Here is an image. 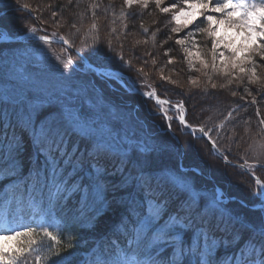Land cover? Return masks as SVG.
<instances>
[{
  "label": "snow or ice",
  "instance_id": "snow-or-ice-1",
  "mask_svg": "<svg viewBox=\"0 0 264 264\" xmlns=\"http://www.w3.org/2000/svg\"><path fill=\"white\" fill-rule=\"evenodd\" d=\"M139 2L147 6V0ZM155 2L159 7L161 0ZM181 2L183 6L177 9ZM125 3L132 6L134 0ZM16 7L31 15L27 4L16 0ZM12 10V0H0V20ZM161 11L172 12V19L178 25L183 21V27L199 13L207 28L193 31L205 32L209 38L216 34L214 25L227 23L264 41V0H172ZM26 32L36 38V28ZM12 39L0 25V40ZM38 39L50 43L46 34ZM182 43L176 40V44ZM64 44L69 41L64 40ZM219 46V42L212 40L213 71ZM225 47L231 50L233 68L238 67L241 72L245 69L242 62H237L238 55L248 53L246 59L253 65L249 82L255 83L256 61L252 57L264 60V43L252 49L245 45ZM99 52L94 47L81 56V61L89 56L104 59ZM219 56L224 66L223 51ZM63 68L68 71H61L53 83L31 76L30 64L19 60L9 63L5 58L0 65V172L10 171L19 193L7 197L8 209L0 213V264H32L30 257L41 264L44 248L50 253L47 264H64L69 259L62 256L60 246L74 233L65 234L59 226L41 225L47 243L43 238L39 244L33 239L32 224L24 223L31 214V202H36L41 212L49 216L56 209H69L77 215H88L89 222L99 220L110 210L118 214L110 231L118 239L123 237L124 242L110 244L108 248L101 245L81 264H264V218L259 226L242 224L224 207L222 194L209 201L188 183L181 166L172 169L159 165L158 158L170 151L166 143L127 144L110 133L104 135L101 126L108 113L101 90L94 80L79 76L73 61L69 60ZM87 68L105 82H119L101 66L88 63ZM145 95L151 98L153 94ZM177 107L180 124L190 127L185 124L182 105ZM164 119L171 127V118L164 114ZM196 132L195 128L191 130L194 136ZM198 132L196 138L207 136L215 148L216 141L203 127ZM258 166L264 167V162H258ZM17 176L19 180L15 179ZM257 195L264 200V187ZM256 207L264 213V204ZM8 241L17 242L16 246L6 247ZM69 247H77L74 240ZM221 250L225 255H220Z\"/></svg>",
  "mask_w": 264,
  "mask_h": 264
},
{
  "label": "rangeland",
  "instance_id": "rangeland-1",
  "mask_svg": "<svg viewBox=\"0 0 264 264\" xmlns=\"http://www.w3.org/2000/svg\"><path fill=\"white\" fill-rule=\"evenodd\" d=\"M12 1L16 3V0ZM22 1H27L26 4L33 10L30 11L31 15L26 21H24L23 14L17 12V8L14 6L13 10L0 20V25L7 29L12 37L23 36L27 34L26 29L36 28V34H46L50 39L63 37V40L69 41L70 46H72V41L73 43L75 41V43L81 44L83 47L87 46L90 51L92 48L97 47L100 50L99 56L104 57L103 60L112 61L113 64H116V57L119 51H126L133 63L131 70L126 72L120 69L119 66L115 69L105 68L113 69L126 75L136 89L142 93L153 92V96H157L156 91L158 89L156 87L159 89H176L180 94H169V96L178 98L177 102L171 103L176 107L182 105L186 116L185 121L191 127L197 129L196 137L200 135L198 128L203 127L209 133L211 140L216 141V146L225 159L233 162L225 155L226 152H233L235 159L241 164L245 165V161H247L245 166L256 177L260 178L264 184L262 180L264 178V167L258 166V162H264V155H261L264 152V148L261 147L264 146V123H261L264 120V110L262 108L264 106V60L259 56L253 55L252 59L256 61L257 76L255 78L256 82L250 83V69L253 65L251 61L246 59L248 53L241 52L238 55L237 62H242L245 69L244 72H241L238 67L233 68L230 59L231 50L225 47V44H230L232 48H239L241 45H245L248 49H252L256 44L264 43V41L259 40L255 36H249L247 30L242 27L230 26L227 23L214 25L217 28L216 34L209 38L205 32L193 31L194 29L207 28L206 22L201 23L204 16L199 13L189 18L192 22L187 27L182 26L183 21L181 25H178L172 19V12L165 13L161 11L163 7L169 6L172 0H161L159 7H157L155 0H147L146 7L139 0H134L132 6L127 5L125 0H61L67 5L76 6L74 8L76 14L74 12L70 16L68 15V9L66 10L62 7V14L52 13L51 19L53 22L43 19L47 17L45 14L46 10H49L48 6H46L48 4L47 0ZM40 3L44 5V8H41ZM182 6V2L178 3L177 9ZM177 9H173V11ZM213 15L219 16V14L214 13ZM143 16L151 20L157 18L152 27V33L154 32L155 34L153 35L155 37L153 40L161 41L163 48L175 47V51L183 58L185 76L182 79L185 78L184 80L179 79L178 73H171L163 69L165 73L161 82H165V84L158 82L156 87H152L149 80H147L148 85L132 81V77L135 74L150 73L148 67L151 64L147 61L148 56L140 57L131 51L136 45L143 43L141 42L143 40H139L140 37L134 34L131 18ZM67 20L73 24L70 25ZM26 23H29V25H26ZM173 28H178L179 31L173 32ZM54 33L55 35H53ZM152 33H150V38ZM157 33H162L164 36L158 38L159 35ZM122 34L125 35L124 38ZM177 39L182 40L183 43L176 44ZM97 40L99 41L98 45L96 43ZM212 40H216L220 44L216 49L214 71L212 69ZM109 44L111 47H109ZM145 44L147 43L144 40L143 45L146 46ZM55 46L56 44H44L42 41L35 42L29 39L27 42L19 43L1 42L0 65H3L5 58L9 63H15V61L19 60L26 65L30 64L31 76L42 81L54 83L58 80L61 71H68L63 68V65L68 63L69 60L73 61L79 70V76L86 80H94L98 90H101V95L104 98L103 104L108 113L103 117L101 126V131L104 135L107 136L110 133L117 140H122L127 144L145 141L149 143H166L170 151L158 158L157 163L159 165L172 169L181 166L188 183L201 196L210 201L214 196L222 194L224 202L230 201L232 204L230 207L227 206L225 208L239 220L243 218L242 214L246 213L249 224L260 225L262 218H264V213L259 211L256 206L264 204L257 195L262 186L252 177L253 180L246 176L250 180L244 178L242 185L239 186L242 189V193H239L240 196L236 197L235 194H238V192L234 193L233 188H228L227 184L222 182V180H228L225 178L231 176V181H240L241 179H238L237 175L240 169H236L235 172L229 174V170L225 168L226 166L224 167L227 163L222 165L219 161L221 159L213 155L211 149L210 152L207 150L205 142L202 141L200 146L197 144L200 147L198 148L195 145H190L186 138L178 134L177 127L173 123L174 117L178 119L180 116L178 107L159 105L160 113H164L171 118V127H169V121H166L168 123L163 127V124L153 115L144 114L147 106L151 108V103L142 102L141 98L138 99V97L128 98L116 92L112 93L110 88L103 82V78L95 77L68 47L57 45L59 47L57 48ZM72 47L78 48L76 44ZM130 48L131 50H129ZM221 51L224 53V66L221 65L219 56ZM190 52L192 53L191 55L189 54ZM95 57L99 58L98 56ZM175 63L176 61H169V64ZM204 64L208 66L204 67ZM114 76L118 79V76ZM156 77L159 76L156 75ZM128 86L130 87V85ZM114 98H117L120 103L115 102ZM187 102L191 103L188 104L191 110H189ZM223 102L235 103L229 106L227 111H224L221 107ZM229 113H231V116H229ZM195 118L203 126H192L190 120ZM185 129L188 128L183 126V132H185ZM241 135L242 137H239ZM212 156L219 160H215ZM174 158L177 160L176 163ZM190 160L193 161L192 164H190ZM221 161L224 162L223 160ZM219 164L222 167H218L220 166ZM206 167L207 169L211 168L212 171L208 173L210 170L208 171ZM235 175L236 178L234 177ZM233 203L236 205H233ZM40 222H42L41 219Z\"/></svg>",
  "mask_w": 264,
  "mask_h": 264
},
{
  "label": "trees",
  "instance_id": "trees-1",
  "mask_svg": "<svg viewBox=\"0 0 264 264\" xmlns=\"http://www.w3.org/2000/svg\"><path fill=\"white\" fill-rule=\"evenodd\" d=\"M46 2H48V4H46V6H48L49 10H46L45 14L47 17H44L43 19H46L49 22L50 21L53 22V20L51 19L52 13H59V14L63 13L62 7L65 8L66 10L68 9V12H69L68 15L72 16V14H74V12L76 14V11L74 10V8L76 6L74 7V6L67 5L66 3L61 2V0H47ZM12 3H13V6L16 7V3L14 1H12ZM19 3L22 5V4H26L27 1L23 2L22 0H19ZM40 5H41V8H44V5H42L41 3H40ZM29 10L33 11L31 9V7H29ZM16 11L23 14L24 21H26V19L30 17L29 11L19 10V9H17ZM121 13H123V12H121ZM38 18H40V17L38 16ZM121 19H122V17H121ZM155 19L157 20V18H155ZM155 19L151 20L150 18L145 17V16L140 17V18H137V17L131 18V20H132L131 25L134 26V34L140 37L139 40H143L141 42L144 43V40H145V43H147V44H145L146 46H144L143 43H140V44L136 45V47L133 50H131V48L129 49L132 51V53L135 52L136 55H138L140 57L141 56L142 57L148 56L147 61H149V64H151L148 67V69L150 70L149 74L147 72L145 74H140V75L135 74V76L132 77V81L147 84L148 83L147 80H149L150 85L152 87H156V85H158L157 83L161 82L164 79L162 77V76H164V73H165L163 71V69H166V71H169L171 73H173V72L178 73L179 79H182L183 76H185V68H184V64L182 62L183 58L175 51V47L172 46L169 48L168 47L163 48V46H161L162 45L161 41L153 40L155 38V37H153V35H155V34H154V32L152 33V31H153L152 27L154 26V22H156ZM41 21H42V19H41ZM70 21H73V20H70ZM67 23H69L68 20H67ZM69 24L71 25L73 23H69ZM26 25H29V23H26ZM142 32H143V34H142ZM150 33H152L151 38H150ZM162 33H160V34L157 33V35H159L158 38H162L164 36V34H162ZM122 35L124 38L125 35L124 34H122ZM31 41H35V40H31ZM153 42H155V43L153 44ZM71 44H72V46H74L76 44L78 46V48L76 47V49H82V51H80V52L84 55H87L90 52V50L87 48V46L83 47L81 44L79 45V44L75 43V41H74V43L72 41ZM9 45H11V44H9ZM55 47L59 48L57 45ZM88 59L94 65L101 66L103 68L108 67V68H114L115 69V68H118V66H119L120 69H123L126 72H128L129 70H131L133 68V63H132L130 57L127 55L126 51H124V50L119 51V53L116 57V64H113L112 61L110 62L108 60L96 58L95 56H89ZM169 61H172V62L176 61V63L175 64H169ZM156 75H158L160 78L156 77ZM157 79L160 81H158ZM184 79H182V80H184ZM103 82L110 88L112 93L116 92V93H119L122 96H126L128 98L138 97V99L141 98L142 102L151 103V108H150V106H147L144 110V114L153 115V117H155L157 120H159V122H161L163 124L162 125L163 127H165L167 125V123H168V122H166L167 120H165L164 115H162L160 113L161 109L152 100H147L139 94H135V93H131V92L127 91L115 80L105 82V80L103 79ZM161 83L165 84V82H161ZM156 88L158 89L156 91L158 94V97H160L161 99L169 100L171 102H177L176 100L178 98L173 97V96H169V94L170 95H179L180 93H178L176 89H171V88L159 89L158 87H156ZM114 100H115V102L120 103V101L117 98H114ZM189 103L187 102L188 108L190 107L188 105ZM233 103H235V102H232V103L231 102H223L221 104V107L224 111H227L229 106L234 105ZM133 104H135V103H133ZM194 105H195V103H194ZM262 108L264 110V106H262ZM189 110H191V109L189 108ZM153 112H154V114H153ZM173 116H175V115H173ZM190 122H191V125L195 126V127L202 125L201 122L197 118L190 120ZM173 123H175L174 125H176V127H177L178 134H180V135H182V137L186 138V141L190 145H195V147H196L197 144H199L198 146H200V143L203 141L206 144V145L205 144L204 145L207 146V150H209V152H210V148L208 147V144L204 138H195L193 135H191L188 132V129H185V132H183V126L180 124V122L178 121V119L176 117H174ZM239 137H242V135ZM198 148H200V147H198ZM225 155L228 156V158L231 161L236 162V163H240V162H238V160L235 159L233 152L232 153L226 152ZM176 156H177V154H176ZM212 157L215 158V160H219L215 156H212ZM174 159H175V163H176L177 160H176V158H174ZM219 161H220V163H222V165L226 164V163L222 162L221 160H219ZM192 162L193 161L190 160V164H192ZM219 165L220 166H218V167H222L221 164H219ZM224 167L229 170V174L231 172H235L236 169H238V170L240 169L239 172L237 173L238 179H241L240 181L239 180L237 182L231 181V176H229V177L227 176V178H225L228 180H222V182L227 184L228 188L229 187L233 188L234 193L238 192V194H235L236 197L240 196L239 193L240 194L242 193V189H240L239 186L242 185V182H243L244 178H246V176L250 177V178H251V176L237 166H230V165L226 164V165H224ZM206 169H207V167H206ZM207 170L208 171L210 170L208 173H210L212 171L211 168H208ZM25 171H26V169H25ZM233 175H234V173H233ZM259 176L261 177V175H259ZM234 177L236 178V175ZM13 179L14 178L12 177V175L8 169H5L4 171L0 172V213H4L8 209L7 197L10 196L12 193L17 192L18 185L16 183L12 182ZM15 179L19 180L20 177L17 176V177H15ZM246 179H248V178H246ZM248 180H250V179H248ZM262 180L264 181V178H262ZM227 181H228V183H227ZM220 185H222V183H220ZM222 187H224V186H222ZM226 192H227V190H226ZM227 193L230 195L229 192H227ZM17 195H19L18 192H17ZM36 195L39 198V193H37ZM252 199H254V197H252ZM31 203H32L31 214L27 219L24 220V223H31L32 224V227L34 229L33 239H35L37 241V244L40 243L42 238L45 240V243H47L46 238L43 237V231L40 227L42 224H38L37 222H35V219L38 217H45L46 219L56 218L60 223L59 227L63 228L65 234L74 233V236H69L67 241H62L61 246H60L62 256L69 258L68 260L64 261V264H81V261L85 259V257L83 256V253L88 252L93 248H95L94 250L97 251L101 245H103L105 248H108L110 246V244H122L124 242L123 237H120L118 239L116 236H113L112 232L110 231L113 224L118 220V214L111 211V210L106 215H102L99 218V220L94 221V222H89L88 215H85V214L77 215L74 211L70 212L69 209H64L63 212H61L60 209H56L49 216L46 213L41 212L40 207L36 202H31ZM231 205L232 204L230 203V201L224 202V207H227V206L230 207ZM233 205H236V204L233 203ZM242 212H244V211H242ZM242 216L244 219L242 218L239 221L245 225L249 224L247 222L248 217L246 216V213L242 214ZM93 223L95 224V227H93ZM49 230H50V228H49ZM50 231H52V230H50ZM73 240L76 243L77 247L70 248L69 245L73 242ZM16 243L17 242H15V241H8L5 246L6 247H14V246H16ZM40 254L42 256L41 264H47V260L49 259V254H50L49 250L47 248H44ZM34 255H35V253L33 254V256ZM220 255H222V256L225 255L223 250H221ZM29 259L32 262V264H36L33 257H30Z\"/></svg>",
  "mask_w": 264,
  "mask_h": 264
},
{
  "label": "water",
  "instance_id": "water-1",
  "mask_svg": "<svg viewBox=\"0 0 264 264\" xmlns=\"http://www.w3.org/2000/svg\"><path fill=\"white\" fill-rule=\"evenodd\" d=\"M40 35H38V34H35V37L36 38H33V34L32 33H27V34H25V35H23V36H20V37H13V39L12 40H9V41H5V40H2L1 42H3V43H19V42H26L28 39H36V41H41V40H39L38 39V37H39ZM49 40H50V43L51 44H56V45H61V46H66V47H68L69 48V50L72 52V53H74L80 60H81V56H84L81 52H77V51H75L76 49L75 48H73L72 46H70V44H64V40L63 39H50L49 38ZM0 42V43H1ZM43 42V41H42ZM88 63H91L89 60H86V61H83V64H85L86 66H87V64ZM105 70H107V71H109V72H112L113 73V75H116V76H118V77H120L121 79H123V80H125V81H121V83H122V85H124L125 87H126V83H128L132 88H134V85L131 83V81L129 80V78L126 76V75H124V74H122V73H120V72H118V71H115V70H113V69H106V68H104ZM135 92L136 93H138V94H140L143 98H145V99H150V100H153L155 103H156V101L157 100H159L161 103H164V104H166V105H170V106H174V105H172V103H170L168 100H163V99H161V98H158L156 95H152V97L151 98H149V96L148 95H145V93H142V92H139L138 90H135ZM152 94H153V92H151ZM174 107H176V106H174ZM177 108V107H176ZM183 115H184V120H185V118H186V116H185V112L183 113ZM185 124L186 125H188V126H190L186 121H185ZM188 129H189V132L191 133V130L193 129V127H187ZM199 129V128H198ZM206 141H207V143L209 144V147H210V149H211V152H212V154L213 155H215V156H217V157H219L221 160H223L225 163H227V164H229V165H231V166H238V167H240L242 170H244L246 173H248L256 182H258L262 187H264V184L262 183V181L260 180V178H258V177H256L251 171H250V169L247 167V166H245V165H243V164H235L234 162H230V161H228L227 159H225L224 158V156L219 152V149H218V147L217 146H215V148H213V147H211V141L209 140V138L207 137V136H205V137H203ZM263 201V203H264V200H262Z\"/></svg>",
  "mask_w": 264,
  "mask_h": 264
}]
</instances>
